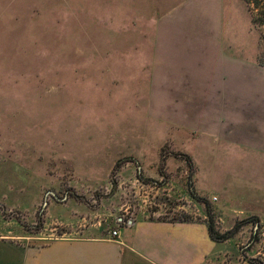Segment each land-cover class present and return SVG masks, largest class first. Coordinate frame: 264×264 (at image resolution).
<instances>
[{
    "label": "rangeland",
    "instance_id": "374dc122",
    "mask_svg": "<svg viewBox=\"0 0 264 264\" xmlns=\"http://www.w3.org/2000/svg\"><path fill=\"white\" fill-rule=\"evenodd\" d=\"M186 1L0 0V264L118 219L208 225V212L216 233L236 232L201 264H264V195L224 217L207 138L150 104L156 21ZM225 1L231 34L264 65V0Z\"/></svg>",
    "mask_w": 264,
    "mask_h": 264
},
{
    "label": "crops",
    "instance_id": "0c3cea01",
    "mask_svg": "<svg viewBox=\"0 0 264 264\" xmlns=\"http://www.w3.org/2000/svg\"><path fill=\"white\" fill-rule=\"evenodd\" d=\"M227 22L225 0L172 8L156 21L147 81L160 121L207 138L202 151L212 162L216 155L213 168L221 174L210 178L209 192L218 194L224 217L245 211V196L264 195V65L248 48L251 37H234ZM118 222L117 236L101 231L51 242L15 254L12 264H125L131 257L201 264L222 249L204 221Z\"/></svg>",
    "mask_w": 264,
    "mask_h": 264
},
{
    "label": "trees",
    "instance_id": "16d2710c",
    "mask_svg": "<svg viewBox=\"0 0 264 264\" xmlns=\"http://www.w3.org/2000/svg\"><path fill=\"white\" fill-rule=\"evenodd\" d=\"M257 4L260 3V0H257L256 1ZM191 196L197 200V201H200V202H204L203 199H201L199 197V195L194 192V191H191ZM205 203V202H204ZM209 211V210H208ZM208 218H209V222H208V231H209V235L210 237L212 238V240L216 241V242H223V241H226L228 240L229 238L232 237V235L236 232V229H234V231H232L231 233H226V234H223V235H219L218 233H216V230H215V227H214V220L212 218V216L210 215V213L208 212ZM193 221V218L190 217L189 215L187 214H184L182 219H179L178 222L180 223H185V222H192ZM245 222H249V221H245ZM239 226V225H238ZM237 226V227H238Z\"/></svg>",
    "mask_w": 264,
    "mask_h": 264
},
{
    "label": "built area",
    "instance_id": "2783aa9c",
    "mask_svg": "<svg viewBox=\"0 0 264 264\" xmlns=\"http://www.w3.org/2000/svg\"><path fill=\"white\" fill-rule=\"evenodd\" d=\"M261 234L264 236V228L261 229ZM112 235L117 236L118 233L116 231H113Z\"/></svg>",
    "mask_w": 264,
    "mask_h": 264
}]
</instances>
